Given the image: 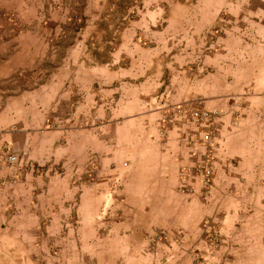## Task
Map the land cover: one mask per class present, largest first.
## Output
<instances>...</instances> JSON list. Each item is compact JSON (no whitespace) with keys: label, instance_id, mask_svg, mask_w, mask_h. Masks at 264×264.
Returning <instances> with one entry per match:
<instances>
[{"label":"rangeland","instance_id":"1","mask_svg":"<svg viewBox=\"0 0 264 264\" xmlns=\"http://www.w3.org/2000/svg\"><path fill=\"white\" fill-rule=\"evenodd\" d=\"M262 1L0 0V264H264ZM153 147L190 230L127 200Z\"/></svg>","mask_w":264,"mask_h":264},{"label":"crops","instance_id":"2","mask_svg":"<svg viewBox=\"0 0 264 264\" xmlns=\"http://www.w3.org/2000/svg\"><path fill=\"white\" fill-rule=\"evenodd\" d=\"M239 26V28L234 27V31L249 37L250 43L248 46L251 49L258 45L264 49V7L260 8L259 11H254L248 21L241 22ZM232 35L234 36V33ZM233 40L235 38H231L230 35L227 44L229 48H231V44L233 45ZM242 42L244 43L241 39L240 45ZM239 140L242 142L245 139L241 135ZM222 141V145L227 148L230 139L226 141L223 138ZM229 163L225 159H219L217 162L219 166L217 180L221 175L228 173ZM180 167L181 164L174 157L165 156L157 147H153L149 158L138 161L137 172L133 173L128 179L129 182L126 183L125 189L129 191L127 200L133 210L139 212L140 220L158 216L157 219L161 221V224L164 219L167 222L169 221L165 225L166 227L175 228L180 226L190 230L191 225L189 224L194 218L197 220L198 214L202 213V205L193 196L192 192H189L188 188L192 187L193 184L191 180L185 181L187 180L186 178L183 180L179 171ZM219 184L218 182V187L213 196L219 195L223 191L224 188H221L222 186ZM197 187L199 186H195L196 189H201V187ZM182 188H184L183 190L186 189L185 192L182 191ZM196 211H199V213ZM181 212L185 220H181V217H178ZM138 225L144 228L149 223L145 224L139 221Z\"/></svg>","mask_w":264,"mask_h":264}]
</instances>
